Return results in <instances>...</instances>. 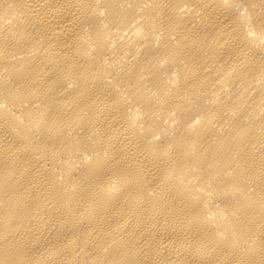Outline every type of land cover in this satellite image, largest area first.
I'll return each instance as SVG.
<instances>
[{"label":"bare ground","instance_id":"6f19581e","mask_svg":"<svg viewBox=\"0 0 264 264\" xmlns=\"http://www.w3.org/2000/svg\"><path fill=\"white\" fill-rule=\"evenodd\" d=\"M0 264H264V0H0Z\"/></svg>","mask_w":264,"mask_h":264}]
</instances>
